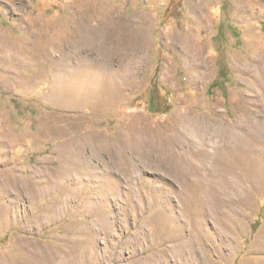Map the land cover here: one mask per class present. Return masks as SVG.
<instances>
[{
  "label": "rangeland",
  "instance_id": "1",
  "mask_svg": "<svg viewBox=\"0 0 264 264\" xmlns=\"http://www.w3.org/2000/svg\"><path fill=\"white\" fill-rule=\"evenodd\" d=\"M263 160L264 0H0V264H264Z\"/></svg>",
  "mask_w": 264,
  "mask_h": 264
},
{
  "label": "bare ground",
  "instance_id": "2",
  "mask_svg": "<svg viewBox=\"0 0 264 264\" xmlns=\"http://www.w3.org/2000/svg\"><path fill=\"white\" fill-rule=\"evenodd\" d=\"M86 36L87 35H83L82 38ZM86 38H88V36ZM242 71L247 73V66H244ZM184 121L187 123L190 122L191 125L195 124L189 120V117H185ZM208 123L209 121L204 118H201L197 122L199 127L205 126V129H207V127L209 128ZM214 127L216 128L215 130L222 131L224 133V137L222 138V143L217 144L216 146V151L213 156V170L222 176L227 183H231L234 187L235 194L239 195L241 194L239 187H242V184L247 187V166H244L247 163V141L239 137V135H236L235 131L232 133L227 123L224 121H218ZM201 155L203 159H206L209 156L206 152L201 153ZM171 156L172 158L170 160H172V163L176 165V160H178V157H176L175 154ZM180 160L183 162H189L190 159L186 158L185 156H181ZM190 248L192 249L191 246Z\"/></svg>",
  "mask_w": 264,
  "mask_h": 264
},
{
  "label": "trees",
  "instance_id": "3",
  "mask_svg": "<svg viewBox=\"0 0 264 264\" xmlns=\"http://www.w3.org/2000/svg\"><path fill=\"white\" fill-rule=\"evenodd\" d=\"M255 226H257V223L255 224Z\"/></svg>",
  "mask_w": 264,
  "mask_h": 264
}]
</instances>
